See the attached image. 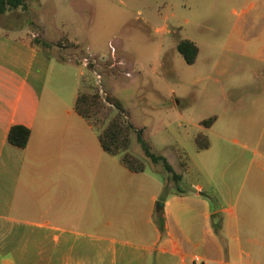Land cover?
<instances>
[{"label":"crops","instance_id":"crops-1","mask_svg":"<svg viewBox=\"0 0 264 264\" xmlns=\"http://www.w3.org/2000/svg\"><path fill=\"white\" fill-rule=\"evenodd\" d=\"M81 1L85 6L89 0ZM121 3L128 6L125 0ZM205 3L211 6L206 26L210 31L221 21L212 17V8L224 11L231 6L228 35L219 42L205 35V52L220 53L210 79L217 81L234 68L237 85L264 83V0ZM75 11L83 21V9ZM55 21L60 35L51 39L44 37L46 32L37 23L34 32L0 28V264L258 262L260 250L243 248L233 232L235 208L213 206L202 185H182L183 174L180 189H170L161 205L164 231L159 229L155 214L167 176L146 165L143 171L129 170L119 155L103 149L99 132L75 109L79 91L90 85L79 56L81 44H86L85 56L97 58L102 68L114 67L116 56L129 66V54L114 35L107 40L114 53L103 56L93 49L97 41L84 37L82 25L71 32L62 21ZM161 29L171 32L166 24ZM33 37L46 42L48 50L33 44ZM109 74L113 77L114 70ZM106 90L110 96L111 87ZM257 102L246 126H237L246 140L242 151L252 157L243 162L237 154L235 198L248 183L252 202L261 204L253 207V213H264V94ZM16 124L30 129L25 147L8 141L9 129ZM231 195L229 191L226 198ZM213 213L222 218L219 234L212 227ZM248 243L259 245L252 238ZM195 256L200 262H193Z\"/></svg>","mask_w":264,"mask_h":264},{"label":"rangeland","instance_id":"rangeland-1","mask_svg":"<svg viewBox=\"0 0 264 264\" xmlns=\"http://www.w3.org/2000/svg\"><path fill=\"white\" fill-rule=\"evenodd\" d=\"M25 1L27 9L18 7L0 13L1 29L12 33L21 29L34 32L37 23L46 32L44 37L51 39L60 35L54 28L55 20L62 21L71 32L82 25L84 37L97 41L99 45L93 49L103 56L111 52L112 42L107 44V40L118 36L129 54V66L123 61L110 68L97 66L96 70L105 73L103 89L107 91L111 87L109 97L119 102L134 126L129 150L144 161L149 171L156 167L161 176H167L171 190L177 189L162 163H154L138 142L137 128L142 129L151 151L166 157L175 172L184 175L182 185L198 183L211 196L213 206L235 208L237 226L233 232L243 248L260 250L254 264H264V213H253V207L261 204L252 202L248 183L238 200L235 198L237 154L243 162L252 157L251 152L242 151L241 145L246 140L237 126L245 127L251 119L257 98L264 94V83L237 85L239 75L234 68L227 69L217 81L210 79L212 65L220 53L205 52L204 46L205 35L218 42L228 35L231 6H225L224 11L220 7L212 8V17L221 21L218 20V28L210 31L206 26L211 6L205 0H125L127 7L121 0H89L85 6L81 0ZM77 7L83 9V21L76 14ZM165 24L171 30L168 34L161 29ZM182 38L192 39L199 46L191 64L177 50L176 44ZM85 45V42L81 44L83 52ZM83 52L80 51V58L86 55ZM118 60L121 59L116 56L114 62ZM91 66H86L85 72L89 74L91 87H97L92 70L87 71ZM111 69L115 73L113 77L109 74ZM211 116L218 120L205 130L207 127L201 121ZM199 133L208 136L209 147H197L195 137ZM229 191L230 199L226 198ZM249 238L259 241V245L251 246Z\"/></svg>","mask_w":264,"mask_h":264},{"label":"trees","instance_id":"trees-1","mask_svg":"<svg viewBox=\"0 0 264 264\" xmlns=\"http://www.w3.org/2000/svg\"><path fill=\"white\" fill-rule=\"evenodd\" d=\"M21 7L27 9L25 0H0V13H6L11 9ZM32 43L35 45H48L37 37H33ZM177 50L182 54L185 61L193 63L197 57L199 48L197 44L188 39L182 38L177 43ZM77 113L86 118L91 125L99 132V140L105 151L112 155H119L120 162L129 170L134 172L145 169L144 161L129 150L131 143V132L134 126L126 118V114L119 102L113 101L109 95L103 98L97 87H83L77 95L75 102ZM215 120V116L208 117L201 121L204 126H210ZM137 140L141 144L145 154L154 162L162 163L164 169L169 173L175 182V186L180 189L181 174L175 172L172 165L163 155L155 154L151 151L149 143L142 136V129H137ZM30 129L23 125H12L8 132V141L16 146L25 147L29 140ZM197 147L200 149L209 147V138L203 133L195 137ZM170 186L165 184L158 197V204L161 206L170 193ZM210 200L211 196H207ZM155 221L159 229L164 231V223L161 207L155 214ZM212 227L215 233L219 234L222 227V218L219 213H213L211 217Z\"/></svg>","mask_w":264,"mask_h":264},{"label":"built area","instance_id":"built-area-1","mask_svg":"<svg viewBox=\"0 0 264 264\" xmlns=\"http://www.w3.org/2000/svg\"><path fill=\"white\" fill-rule=\"evenodd\" d=\"M110 47H111V52L114 53V46L112 44H110ZM81 61L86 66L92 65L91 70H92L94 77H95V84L97 85L98 92L103 98H105L107 93L103 89V86H102V77L103 76L100 72H98L96 70V67L99 65V60L97 58H95L94 56L87 55V56L82 57ZM122 63H124L123 60H118V61L114 62V66L117 64H122ZM126 74L129 75L130 73L126 72ZM193 262H200V258L198 256H195L193 258Z\"/></svg>","mask_w":264,"mask_h":264},{"label":"water","instance_id":"water-1","mask_svg":"<svg viewBox=\"0 0 264 264\" xmlns=\"http://www.w3.org/2000/svg\"><path fill=\"white\" fill-rule=\"evenodd\" d=\"M160 207H161V206L158 204V205H157V209H159Z\"/></svg>","mask_w":264,"mask_h":264}]
</instances>
